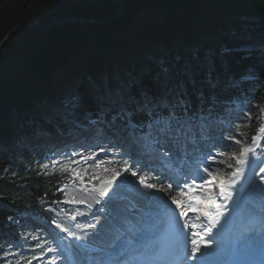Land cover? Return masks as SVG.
<instances>
[{
    "label": "trees",
    "instance_id": "obj_1",
    "mask_svg": "<svg viewBox=\"0 0 264 264\" xmlns=\"http://www.w3.org/2000/svg\"><path fill=\"white\" fill-rule=\"evenodd\" d=\"M121 2L123 12L111 23L68 22L47 32L24 28L0 51V252L3 241L20 235L10 218L51 219L49 209L63 203L60 187L67 176L41 168L45 152L31 143L38 135L57 134L51 124L66 132L90 126L100 114H120L115 122L127 124L120 109L103 101L108 94L143 130L154 115L217 117L226 103H264V52L242 51L264 47V0ZM33 15L47 29L61 19L108 21L119 7L116 0H0V43L17 26L33 24ZM75 58L82 63L58 86L61 94L70 75L84 74L75 107L66 118L49 120L53 72ZM133 77L138 83L132 84ZM121 84L132 85L131 92L120 94ZM145 100L150 114L140 110ZM263 115L251 135L262 129ZM25 142L29 146L19 150Z\"/></svg>",
    "mask_w": 264,
    "mask_h": 264
},
{
    "label": "bare ground",
    "instance_id": "obj_2",
    "mask_svg": "<svg viewBox=\"0 0 264 264\" xmlns=\"http://www.w3.org/2000/svg\"><path fill=\"white\" fill-rule=\"evenodd\" d=\"M205 132L206 131L204 130L201 132H196L195 130L190 131L189 129L185 132V135H183L182 137H180L181 135L175 137L174 131L161 132L160 137L167 138L168 142H166L165 140L164 141L161 140V142H159L162 145L166 146L165 147L166 151H163L161 154L162 156H159L160 162L157 161L154 154H152V152L150 153V150L147 149L148 153L145 156H138L136 163H134V165H131L132 167H135L137 169L136 171L126 167H122V168L119 167L116 169V173H118L120 176L125 178V181H121V180L118 181L122 185V186H118V188L123 192L121 194L126 197L127 201L134 204L136 209H140L141 206L143 207L146 206L145 208L147 209L144 213L149 212L146 215L147 221L149 220V218L152 217V222H156V219H158L159 217L162 218L163 215L167 214L168 211L173 210L176 213L182 215L186 225H190L192 223L196 225V227H193L192 225L191 230L193 232H197L198 229H203L207 225V222L206 224L204 223V219L200 211V209H202L203 207L202 202L197 203L195 201H191L193 202L191 204H193V206L197 207L198 209L197 211L194 212L188 208V204H190L189 203L190 200L188 199V196L186 195L182 196L180 194L181 191L187 192V188L184 187L185 184L193 185L194 179H195V184L198 183L197 185H201V182L204 183L205 179L211 182L210 178H208L203 172H199L196 174L194 178H191L192 177V173L190 172L191 165H187L186 161L191 163L193 162L192 160L193 158L204 159L208 156H211L214 158L213 164H217V166H219L221 165V162L223 160L222 158H225L226 156V153L223 155L219 151H217V145L219 143H215V141L218 140V138L214 140L213 142L214 145L211 150H207L206 148H204L207 142V139L205 138L206 137ZM110 141L111 140L103 139L96 142L94 145L96 147H103L106 145L105 144L106 142H110ZM199 142L204 144V146L200 149V151L194 148ZM113 143L114 142H111L109 145H113ZM94 145H92V147H89L91 145H78L77 148L81 146L88 147V148H83L81 152L84 150H88L89 153L90 152L95 153L97 149ZM171 147L172 148L175 147V152L171 151ZM189 149L191 151V154L187 151V155H188L187 156L185 155V151ZM212 152H216V153H212ZM255 152L256 151L254 148L247 151L243 157H240L236 161L235 163L236 170L233 172V174L226 181L220 180L216 184L215 198H217V195L219 194L218 188H221L220 187L221 185H223V190H225V192L227 193V200L225 201V204L221 205L219 208L220 214L217 215L216 207H213L212 209L209 208V203L204 208L206 212L210 211L211 215H216L217 221L221 223L222 225L221 230L223 231L224 234L223 233L222 234L224 236L220 237V239L225 238L227 234H230L231 232L235 231L238 227V223L243 220L245 221L257 220L259 223L264 218V172L260 171L261 169L260 167L257 169L255 178L252 176L251 178L248 179L244 175L245 171H249L250 166L248 161L249 159L252 158ZM133 153L135 152H132V154ZM79 155L84 156L80 153ZM181 155L183 156L182 159L180 158ZM198 155H200L201 157L196 158ZM119 156H121V154ZM87 157L90 158L92 157V155L87 154ZM126 158L124 157V159ZM114 159H118V158H114ZM140 161L153 162L151 164H148L150 166H153V169L149 170L146 166V168L139 170ZM172 162L176 163V165L178 166H175ZM212 166L213 165H211V167ZM175 169H179V171L176 173ZM112 170L115 169L112 168L110 171ZM133 172H135L136 175H132ZM135 176H137L136 179L133 178ZM139 176H142L144 179L147 180V183L144 184L145 186L147 184H153L155 186L153 188H149L146 186L147 188L145 189V193L144 194L142 193L141 196L136 195V193L144 192L142 185L139 186L138 184H134V185L125 184L127 181H131V180L132 182H138L142 178V177L139 178ZM176 176L181 177V179L177 178L178 185L173 186L172 181L174 178H176ZM163 177H168L169 180H167L166 178L160 179ZM184 178H187L188 180L184 182ZM86 184L87 183H85L84 180H82L80 183L82 187L83 186L87 187ZM204 184L208 185V183H204ZM241 184L242 187L238 191ZM169 185H171V187H169ZM116 187L117 185L113 184L110 190H113L114 192ZM177 187L178 189H175ZM204 190L210 191L209 188H204L202 193L200 192L198 194V190H197L195 195L197 196L201 194L204 198L205 195ZM108 195L110 194L109 193L99 194V197H97V201H86V202L84 201L80 205H77L78 203L75 205L73 204V208L75 209V212L79 210H86L87 215L88 214L94 215L95 209L99 207L98 211L105 210L104 215H102V219H101L102 221L109 222L111 219L112 220L114 219V216L116 217L115 218L116 223H114L112 227H106L105 225L101 226L98 224L99 222L95 224H91L92 226L91 225L86 226V229H84L85 232L90 231L87 230L88 228L91 229L89 226L95 229L93 231V234L88 236L86 246L80 247V252H83V254H80V256H76L72 252L62 250L61 255L59 254L57 255L55 253L46 254L43 260L42 258H40L39 260H41L43 264H46V262H49L51 260H53V264H61L62 262L66 264H76V263L78 264V261L79 264H99L107 259L114 260L117 257L119 258L120 256H122L123 247L126 246L125 244L126 242L130 243V246L128 247L129 251H132L133 249H137L140 251L142 247L140 245L141 241L146 242L149 238L148 236L150 230H146V229H150V228L140 229V227L136 225V222L138 223L136 217L126 219L125 211H127L126 209L127 207H125L126 209L125 211L116 210L114 207L116 203ZM74 197L77 198L78 195ZM173 198H176L177 200L181 201L182 202L181 206L178 207L176 203H173ZM91 199H95V198H90L89 200ZM197 199L198 201H200L201 197L197 196ZM206 202L209 201L207 200ZM259 208H262V210H259ZM198 215L199 218L197 219ZM75 221L77 225L79 224L82 226V225H87L90 219L89 217H85L83 219L78 218ZM128 222H133V225L130 226ZM52 233L56 234L57 231L54 230V232ZM98 233L101 234L99 237H98ZM217 237H219V235ZM63 238L66 239V237ZM207 242H209L211 248L205 251L204 254L201 253L203 254V256H206L205 258L207 260L212 259L214 255L221 253L225 246L223 244H213L210 241Z\"/></svg>",
    "mask_w": 264,
    "mask_h": 264
},
{
    "label": "rangeland",
    "instance_id": "obj_3",
    "mask_svg": "<svg viewBox=\"0 0 264 264\" xmlns=\"http://www.w3.org/2000/svg\"><path fill=\"white\" fill-rule=\"evenodd\" d=\"M154 14H156V12H154ZM239 20L245 21V18H239ZM242 51H247V52L261 51V52H264V47H253V49L252 48H245V49H242ZM131 60H133V57H131ZM81 63L82 62L79 59L75 58V59H72L67 66L54 70L53 77H52L53 78L52 97H50L48 99V102L46 103V108H47V112L49 115V120H51L52 118H55V119L66 118L67 112H69L68 110H72L75 107L76 90L79 88L80 84H84V82H85L84 81L85 80L84 74L81 71H77V72L73 73L72 75H70V77H69L70 81H69L68 87L64 91H62L61 94L58 93V91H59L58 86L64 80V74L69 73L73 67H77ZM138 80H139L138 78L133 77L132 78V84L138 83ZM131 86L129 87V86H124L123 84H121L120 88L122 90H120V94H122V93L129 94L131 92V89H132ZM113 100L116 101L115 98L107 97V100H105V101H107V103H108L109 101L113 102ZM145 103L146 104L149 103V105H150L149 100H145L143 104H145ZM241 106L242 107L239 108L240 107L239 104L235 103L234 105H231L227 109V113L235 114L238 116L237 122H232L231 123L232 126H230L229 131H227V133L229 134V137L233 136V138L236 140V143H234V145L231 148L232 151L231 152L230 151H223V149L219 148V151L221 154L224 155L226 153L225 158H222L223 160L221 162V165H219V166L214 165L212 167H210V165L206 166V167H203V165L200 166L202 169H204V168L208 169V172H206L205 175L208 178H210V180H211V182L208 183V185L201 182V185H203V187H202L203 189L204 188L210 189V191L204 190V193H205L204 198L201 194L197 195V196L201 197L200 201L202 202V205H203L202 209H200L202 216H204V211H205L204 208L206 207V205H208L209 202L211 204L214 203L216 184L220 180L226 181L233 174V171L235 169L234 168L235 163L239 159V157L235 153H239V154L244 153V155H245L247 151L254 148L257 152H261L262 155L264 154V149L258 150V148H259L258 145H260V143H261V136H262L263 131L261 133L257 132L255 134L251 135L250 130H249V128L251 126H253L254 121L256 120L258 115H260L262 112H264V103L262 101L256 105H249L247 103L246 104L244 103V104H241ZM173 118L174 117H171L169 120L160 121L159 122L160 125L155 127L156 130H159V132H160L163 128L168 129L169 127H171V129H173L177 133V134L175 133V137H177L180 135L181 136L185 135V132L189 129H190V131L195 130L196 132H200L202 130H209V128L211 126V125L203 126L200 122L201 121L200 118H198L195 122H192L193 123L192 125H189L188 121H181L180 124H177L175 121H172ZM263 121H264V117H263ZM50 123H52V122L50 121ZM154 126H155V124H153L151 127H149L147 129V133L143 134V138L140 139L141 140L140 143H142V144L141 145L139 144V145L142 147L144 146L146 149H149L150 153L152 152V154H154V156L156 157V160L160 162L159 156H162L161 155L162 152L166 151V148H165L166 146L159 143V142H161L159 140L154 141L151 139H146L148 136L152 135L151 133H152V129L154 128ZM217 126H220V125H217ZM51 127L53 128L51 130V132L53 133V131H56L57 134L55 133V135L54 134H52V135H43V134L38 135L35 138V140L32 141L31 143L37 141L38 143H34V144H37L36 146L38 148H41L43 151H46V147L51 145V143H49V141H52L54 144H56V142L62 140V139H60V137L63 138L62 136L64 134L59 135V133H61L64 130L55 124H51ZM221 128H223L224 130H228L226 127H221ZM157 133H158V131H157ZM224 134H226V132H224ZM105 135L110 136V134H108V133ZM251 136L254 137L253 138L254 142L250 145V147L246 148V145L249 143V141H250L249 139ZM69 137H71V135H66L64 137V139L67 138L68 140H70ZM112 137H113L112 139L115 138L113 135H112ZM162 139H163V141L165 140L166 142H168L167 138H162ZM38 140L41 142H39ZM124 140H126L128 143L129 139L126 138ZM220 142H221V137H218V140H216L215 143H220ZM77 143H79V141L74 143V144L65 143L62 146L63 152L61 151L59 153H54V154H51L50 156L45 155L40 159L41 168H43L45 170H50V169L51 170H59L63 174H65L67 177L71 178V180L69 182H67V184L70 187L69 186L68 187H62L61 191H62V193L66 199V201H65V207L66 208L65 209L72 211V216L68 217L65 214H63L62 212H55L54 223L50 226L46 225V223H41V224H44V226H46V227H41V228H39V227L37 228L35 226V224H33L32 222H29V221L24 222V223L23 222L19 223L18 226H19L21 234L19 236V239H20L19 243L16 246H24L27 243H32V242L36 243L38 241L43 242L47 246L48 243H50V241L47 237V233H46L47 231L46 230H49V231L56 230V231H58L57 233L61 234L63 237H66V239L63 237L61 238L62 242H64V244H65V248H66L65 250H71L74 255L78 256L81 253L80 248L77 245H75L74 243H71V242H69L70 244L66 243L65 241H68V238H71L74 242L78 243L79 245L86 246L88 236L92 235L93 231L95 229V228L91 227L92 226L91 224H95V223L99 222L98 224L101 226L105 225L106 227H112V225L114 223H116V222H108L107 223V222L102 221L100 219L101 213L105 212V210L98 211L99 207L95 209L94 215H89V214L87 215L86 210H79V211L75 212V209L73 208V204L75 205L78 203L77 205H80L84 201L85 202L86 201H97L96 196H98V194L123 193L122 190H120L118 188V186H122L120 184V182H118V181L119 180L125 181V178L120 176L118 173H116V169L119 167L120 168L126 167V168H131L134 171L137 170L135 167L131 166L133 160H132V158H129V156H128V155H131L130 152L133 149H132V147H129V146L127 147V145H122L120 141H117V142L113 143V145L108 144V145H105L103 147H96L94 145L97 150L95 151V153H92V152L89 153L88 150H84L81 152V150L83 148H88V147H82L81 146V147L77 148L78 147L77 146L76 147L77 149H76L75 146H73V145H75ZM28 146H29V142H25L22 145V147L25 149ZM106 146H108V147H106ZM203 146H204V144L199 142L194 148H196L198 151H200V149ZM69 147L71 150L66 149ZM89 147H92V146H89ZM168 147H170V146H168ZM74 148H75V151L73 150ZM92 149H95V148H92ZM19 150H20V147H19ZM245 150H247V151H245ZM171 151L175 152V147L174 148L171 147ZM187 151L191 154V151L189 149V150L185 151V155H187ZM182 152H184V151H182ZM79 153L84 155V156H80ZM142 153L145 154V151L143 150ZM87 154L92 155V157L85 160L84 157H87ZM120 154H121V156H119ZM254 155H256V154H254ZM124 157L125 158L127 157V158L124 159ZM114 158H118V159H114ZM180 158L182 159L183 156L181 155ZM192 160H196V159L193 158ZM209 160H210V162L214 161L213 159H209ZM263 162H264V158L262 159V161L254 163V165H252V167L255 166L258 169V167L260 168V166L263 164ZM37 163H39V162H37ZM145 163L139 165L140 166L139 170L146 168V165L150 164L148 162H147V164H145ZM172 163L175 166H178V165H176V163H174V162H172ZM186 163H187V165H189L188 164L189 162L186 161ZM44 165H47V167L45 168ZM112 168L115 170L110 171ZM261 168H262V166H261ZM250 170L254 173V175L252 173V176L255 178L257 170L254 171V169L251 167L249 168V171ZM176 171H177V169H176ZM178 171H179V169H178ZM209 172L211 173L210 176H209ZM76 173H78V175H76ZM140 177H142V176H139V178ZM133 178L136 179L137 176H135ZM164 178L169 180L168 177H163L160 179H164ZM176 178H177V176H176ZM82 180H84L85 183H87L86 186L89 185L90 183L95 185L99 182L102 184L101 188H104V187H106V188L101 193H99V192L96 193L94 191L87 190V189L82 188V187L80 189L75 188L74 187L75 183L78 184ZM140 180L138 182H132V180L127 181L125 184H128V185L138 184L139 186L142 185L143 190H144L143 194H144L145 189L147 188L144 184L147 183V180L145 179V183H143V184L140 183ZM175 180L176 179L174 178L172 181L173 186H175V184H174ZM186 180H188V179L184 178V182ZM113 184L117 185L114 192H113V190H110V188ZM197 184L198 183L193 185V187L199 186ZM175 189H178V187ZM198 192L202 193L203 190H201V188H199ZM141 194H142V192H141ZM76 195H78L77 198L74 197ZM90 198H95V199L89 200ZM207 200L209 202H206ZM189 203H193V202H191V200H190ZM85 217H89V219H90L89 223L87 225H82V226L79 224L77 225L75 220H77L78 218L83 219ZM198 217H199V215H198ZM115 218L116 217L114 216L113 220H115ZM57 225H59V227H57ZM88 225H91V226H89L91 229L88 228L87 230L88 231L90 230V231L85 232L84 229H86V226H88ZM42 233L44 234V236L43 237L39 236ZM100 235L101 234L98 233V237ZM77 237H79V239H77ZM13 247H9V248L4 249V252L0 258V264H43V262L41 260H38V258L33 256V255L24 256L20 252H17V253L11 252L10 248H13ZM38 249L41 250L42 246H39ZM47 250H48L49 254H51L53 252H57V253L59 252V251H54L52 248H48ZM44 258H45V256L42 257V260ZM46 264H53V260L46 262ZM61 264H63V263H61Z\"/></svg>",
    "mask_w": 264,
    "mask_h": 264
},
{
    "label": "snow or ice",
    "instance_id": "obj_4",
    "mask_svg": "<svg viewBox=\"0 0 264 264\" xmlns=\"http://www.w3.org/2000/svg\"><path fill=\"white\" fill-rule=\"evenodd\" d=\"M174 115H175L174 113L170 114V118L173 117ZM158 122H160V121H158ZM130 126L136 127L135 125H131V122H130ZM150 127H151V125H150ZM84 159L86 160V159H88V157H84ZM44 167L46 168L47 165H44ZM204 171L205 172H208V169L205 168ZM260 171L261 172H264V168H261ZM76 175H78V173H76ZM132 175H136V173L133 172ZM209 175H211L210 172H209ZM201 179H203V178H201ZM140 183H142V184L145 183V179L144 178H141ZM204 183H210V181L205 180ZM193 185H195V179L193 180ZM193 185L185 184L184 187L187 188V192L181 191L180 194L182 196H185V195L188 196V199L191 200V201H195L197 203H200L201 201H198L197 196L195 195V193H196V191L199 188H202L203 185H199V186H196V187H193ZM146 186L149 187V188L155 187L153 184H147ZM169 187H171V185H169ZM220 187H221V191H223V185H221ZM173 203H176L178 207L181 206V204H182V202L179 201V200H177L176 198H173ZM214 207L217 208V215H219L220 214L219 213L220 206L219 205H214ZM188 208L190 210L194 211V212L198 210L197 207L193 206V204H191V203L188 204ZM205 215L208 216V215H211V214L208 213V212H205ZM197 218H199V217H197ZM57 227H59V225H57ZM193 227H196V225H193ZM208 231L210 232L211 229L209 228ZM192 235L193 236H200V233L193 232ZM77 239H79V237H77ZM202 239L203 238L201 237V240ZM192 245H193V247L191 249L190 255L192 256L193 259H198V257H197L196 254L201 252V248H208V247H210L209 242L200 243V242H198L195 239L192 240ZM121 264H123V262H121Z\"/></svg>",
    "mask_w": 264,
    "mask_h": 264
},
{
    "label": "water",
    "instance_id": "obj_5",
    "mask_svg": "<svg viewBox=\"0 0 264 264\" xmlns=\"http://www.w3.org/2000/svg\"><path fill=\"white\" fill-rule=\"evenodd\" d=\"M118 2V7H119V15L117 17H114L108 21H85L82 19H74V18H69V19H61V20H57L54 21L53 23H51V25L47 28V29H41L38 26V22H37V18L35 15H33L34 17V24H30V23H26V24H22L20 26H17L16 28H14L6 37L5 39L0 43V51H2L6 45L10 42V40L22 29L24 28H36V29H40L43 32H47L49 30H51L52 28H54L55 26L58 25H62L64 23H68V22H78L80 24L83 25H87V24H93V25H105L108 23H111L112 21H114L115 19L119 18L123 12V7H122V2L121 0H116Z\"/></svg>",
    "mask_w": 264,
    "mask_h": 264
}]
</instances>
